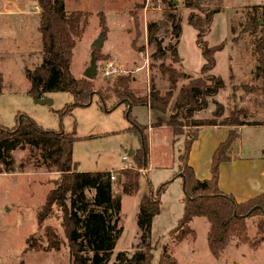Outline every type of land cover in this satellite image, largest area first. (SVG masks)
<instances>
[{"label":"rangeland","instance_id":"1","mask_svg":"<svg viewBox=\"0 0 264 264\" xmlns=\"http://www.w3.org/2000/svg\"><path fill=\"white\" fill-rule=\"evenodd\" d=\"M176 1L175 6H170L169 2L173 3L174 0H64L66 12L80 10L88 13L87 26L72 50V76H83L89 63L92 43L101 36L103 40L98 50L97 70L93 79L95 90L107 92L106 89L112 85L115 77L129 75L132 78L131 88L140 95H148L150 85L155 87L159 95H170L166 110L156 111L158 120H167L171 113V102L179 88L189 83V77L201 75L199 68L203 62L194 42L195 30L186 24L188 10L183 7L182 0ZM233 2L234 0H222V11L226 8V13H220L214 18L213 36L207 39L209 44H215L221 39L222 27L228 26L230 49L227 52H216L215 67L213 72H208L220 76L224 87L207 99L205 108L195 110L187 118V126L182 127V135L173 143L171 159L170 155L164 156L161 153L164 152L163 145L160 147L152 142L148 146L151 162L159 160L168 164L167 168H154L148 176L141 178L143 189H146L145 181L152 182V186L156 188L153 177L157 180L167 176L162 181L165 183L167 180L166 187L160 194L162 212L151 225L152 264H264V242L255 228L259 216L246 219L245 239L231 237L217 256H213L208 249L209 223L204 217H194L187 228L173 231L184 205L178 155L183 150L184 141L188 142L195 130L191 124L215 119L217 124L225 123L237 128L250 122H264V74L257 70V66H262L264 62V42L260 41L259 31L263 21L260 20V25L253 23V20L261 19V16L253 15L249 7H232ZM39 11L36 3L31 0H0V72L4 79L0 94V124L7 128L13 127L16 115L25 114L45 129L74 131L78 139L72 145V159L77 163L78 170L110 171L122 164L125 168L129 161L125 163L122 156L127 154L130 144L136 145L139 141L136 133L121 129L128 121L125 104H120L108 114L101 110L100 99L95 94L89 106L75 107L61 114L65 106L73 101L70 93L52 92L44 95L49 98L50 103H37L36 99L27 94L29 83L25 72L32 70L41 57ZM165 12L175 15L181 28L180 35L183 28L181 48L186 54L183 64L180 59L176 63L170 61L169 51H166L164 57L155 58V44L147 41L146 24L160 21ZM100 15L106 25L103 35L100 33ZM178 38L171 33L170 26L156 35L164 49L167 44L177 46L180 40ZM220 43L224 46L227 40ZM228 53L231 55L229 60ZM106 61H111L117 69L109 77H104L102 72ZM160 63L184 76L170 86L166 76L158 69ZM206 75L203 80L208 83ZM115 99L105 95L104 103L110 108ZM142 106L144 105L132 106L128 110L129 115L138 114L140 123L150 124L147 110ZM235 130L233 129L234 132ZM252 130V139L243 132L242 146L252 142L254 146L262 144L264 128ZM12 155L18 164L29 156V151L27 148L17 149ZM58 178L59 173L54 169L47 171L44 165L33 166L29 163L21 172L0 174V264H70L71 257L60 225V208L54 206L51 217L40 225L36 222L37 211L49 190L56 186ZM114 193H119V189L114 187ZM119 195V224L123 226V231L116 241L108 264L115 261L118 252H124L130 257L138 251L135 223L137 203L132 196ZM47 227L61 239L59 250L46 249ZM164 251L168 257L163 258Z\"/></svg>","mask_w":264,"mask_h":264},{"label":"trees","instance_id":"2","mask_svg":"<svg viewBox=\"0 0 264 264\" xmlns=\"http://www.w3.org/2000/svg\"><path fill=\"white\" fill-rule=\"evenodd\" d=\"M39 11L38 32L40 35V62L29 70L26 78L29 83L27 94L33 99H42L52 92H68L73 101L61 111L64 114L75 107L89 106L93 95L97 94L101 110L109 112L120 104H125L126 118L135 126L129 115L130 107L147 105L151 110L164 112L170 95H159L155 87L150 85L148 95H140L131 88L132 78L129 75L115 77L107 92L96 91L93 80L85 77L75 78L70 73L72 50L76 41L81 38L88 22V13L75 10L66 12L64 0H31ZM222 0H182L183 7L188 10L186 24L196 31L195 43L200 50L204 62L199 77H189V83L179 88L178 94L171 102V113L165 124L171 128L172 135H182V127L187 118L195 110L205 108L207 99L224 87L220 76L208 73L215 66L214 55L224 47L222 43L209 46L204 37L210 31L212 17L222 11ZM172 6L173 3L169 2ZM252 14L261 16L253 20L260 25L261 42H264V2L260 6L249 7ZM199 13V14H198ZM100 33L106 32L102 15L99 17ZM171 27V33L178 38L180 25L171 12H165L160 21L146 24L147 41L155 44L153 56L162 58L169 51V59L179 62L175 44H167L162 48L156 35L162 29ZM166 32V31H165ZM136 43V38L132 45ZM98 50L92 51L98 59ZM161 74L165 75L169 85L183 77L164 63L158 65ZM258 72L264 74V62L257 66ZM207 74V75H206ZM206 75V83L203 80ZM0 74V93L2 90ZM173 87V86H172ZM115 97V102L108 108L104 96ZM215 119L195 121V127L188 142L184 141L182 152L178 155V169L184 187L183 213L173 231L184 230L194 217H204L208 223L207 246L213 256H217L227 245L231 237L246 238V219L259 216L255 222L256 233L264 242V193L243 202H237L230 194L218 188V171L221 162L229 160V151L237 134L229 132L226 140L214 150L210 163V178L197 179L188 165V151L191 141L196 138L198 130L203 126L216 125ZM225 124V123H222ZM159 125V123H156ZM133 126V127H134ZM137 126L139 146L129 156L125 168L115 171V180H110L111 171H78L77 163L72 159V145L78 139L75 132H63L45 129L25 114H17L15 125L7 128L0 124V174L21 172L27 163L33 166L44 165L45 170L54 169L59 173L56 186L47 193L44 203L36 214V222L40 225L53 215L54 206L61 210L60 225L63 229L70 254V264H108L115 244L123 231L120 221V194L132 196L140 190L141 169L148 162V143L144 133L145 126ZM27 148L29 156L16 164L12 152ZM264 157V149H263ZM39 157L36 158L35 156ZM118 176V178H117ZM166 182L153 188L146 183L143 189L135 223L138 234V251L127 257L124 252L115 255L112 264H152V246L150 243L151 225L159 214V195L164 191ZM114 187L119 193H114ZM90 195V197H88ZM184 232V231H182ZM47 250H59L61 239L55 232L46 228ZM168 257L165 251L163 258Z\"/></svg>","mask_w":264,"mask_h":264},{"label":"crops","instance_id":"3","mask_svg":"<svg viewBox=\"0 0 264 264\" xmlns=\"http://www.w3.org/2000/svg\"><path fill=\"white\" fill-rule=\"evenodd\" d=\"M263 2H264V0H234V2H233L234 6H232V7L260 6L263 4ZM173 4L175 6L177 4V1L174 0ZM224 10L225 11H222V12L220 11L218 13H215L213 16L212 22L214 21V18L218 14H220V13L225 14L227 9L224 8ZM230 10H232V8ZM228 12H230V11H227V13ZM212 28H213V24L211 23L210 31L205 36V40L207 43H208L207 39L210 36H213L212 34H213L214 30H212ZM228 31H229L228 26L224 25L222 27V29L220 30V33H223V34H221V39L217 40V42L215 44H209V43L208 44L213 46V45H216L222 41L227 40V44H225L224 47L222 48V50H220V51H226L227 52L228 49H230V45H229L230 41L228 40V36H227ZM182 33H183V28H182ZM182 33L178 38V40L179 39L180 40L176 46L181 64H183L184 59L186 57V54L184 53L185 51H183L181 48ZM218 38H219V36H218ZM195 39H196V31L194 33V42H195ZM229 53L227 54L228 60L231 56ZM215 56H216V53H215ZM215 56H214V58H215ZM203 62H204V59H203ZM203 62H202V64H203ZM202 64H201V66H202ZM201 66H200V68H201ZM200 68H199V72H200ZM213 69H212V72H213ZM27 73L28 72H25V75H27ZM0 74L2 75L1 72H0ZM2 80H4L3 76H2ZM2 89H3V82H2ZM1 93H2V90H1ZM45 97H47V96H45ZM136 106H138V105H136ZM142 107H145L147 110V113L149 115L150 124L140 123V121L137 119V115H138L137 114L135 116H130L132 118V120L135 122V126L133 124H131L129 121H127V124L122 125L121 129L123 131L127 130L130 133H136L137 136L139 137V133L137 131L136 125L145 126L144 132L147 131V133L145 135L147 138L148 146H150V144H152V142H154L156 145H159L160 147H161V145H163L164 152L162 151L161 153L164 156L170 155V159H171L173 143L175 141H178L179 137H174L172 135L171 128L165 124V121H166L165 119H162V120L157 119L158 113L156 111L154 112V110H151L147 105H144ZM131 108L132 107H130V109ZM111 111H109L107 113L110 114ZM156 123H159V125H156ZM253 128H264V122H262V121L259 123H257V122L251 123L250 122V123L244 124L243 126H240L237 128L232 127V126L227 125V124H222V123L216 124V125H211V126L200 127L198 130L196 138L191 141L190 149L188 151V158H187L188 165L191 167L194 176L199 180H206V179L210 178V163H211V157H212V154H213L215 148L221 142L226 140L230 131H232L233 129H236L235 131L237 133V136L234 139V141L231 145L230 151H229V157L230 158L227 161L221 162L219 165L218 182H217L218 188L220 191L232 195L237 202H243V201H246L250 198H253L255 196H258V195L264 193V157L262 154L263 147H264L263 146L264 145V134L262 135V139H263L262 144L254 146V143L252 142V143H247V144H249L247 146L241 145L242 144L241 143L242 138H243V135H242L243 132H244V134H246L245 136H249V138L252 139L251 136L254 134V130H252ZM180 138L182 140V137H180ZM138 146H139V141H138V144H136V145L130 144L128 146L129 149L127 150L128 156H130V153L131 152L133 153V151ZM170 152H171V154H170ZM169 165H170V163H169ZM123 167H124V165L122 164V165L118 166L117 168L112 169L110 171H112V172L117 171ZM167 167H168V164L160 162L159 160L157 162H151L149 157H148L147 165H146V167L143 168V171H142V177L145 175L148 176L150 171L154 168L165 169ZM78 171H81V170H78ZM100 171H103V170H100ZM165 177H167V176H164L163 178H157L156 177L157 180H155V177H153L155 185H157V187H158L162 183V181L163 182L165 181V180H163V179H166ZM145 183H149L152 186V184H151L152 182H150V181L148 182V180L145 181ZM166 183H167V180H166ZM180 183L182 185V179H181ZM143 187H144V183L142 182V180H140V190L136 194L132 195V197L134 198V200L137 203V207H138L139 200H140V197H141V194L143 191ZM152 187L154 188V186H152ZM182 191H183V189H182ZM183 194H184V191H183ZM120 199H121V197H120ZM159 206H160V212L158 215H156L154 217L152 223H154L155 218H157L162 212L161 195H159ZM136 211H137V208L135 206L134 207V213H136Z\"/></svg>","mask_w":264,"mask_h":264},{"label":"water","instance_id":"4","mask_svg":"<svg viewBox=\"0 0 264 264\" xmlns=\"http://www.w3.org/2000/svg\"><path fill=\"white\" fill-rule=\"evenodd\" d=\"M102 40H103L102 37L99 36L98 39L92 43V47L95 49H99L101 46ZM96 61H97V58L94 54V51H91L89 63L83 72V77H85L89 80L94 79V77L96 75V70H97ZM36 102L37 103H50V100H49V98L43 97L42 99L36 100ZM131 154H132V152L130 153V155ZM179 176L181 177V173H179ZM117 178H118V176H117ZM55 183H56V181H55ZM182 189L184 191L183 184H182Z\"/></svg>","mask_w":264,"mask_h":264},{"label":"built area","instance_id":"5","mask_svg":"<svg viewBox=\"0 0 264 264\" xmlns=\"http://www.w3.org/2000/svg\"><path fill=\"white\" fill-rule=\"evenodd\" d=\"M140 54H142V52H140ZM103 76L104 77H109L111 76L114 72H117V69L114 67L113 63L111 61H106L104 63V67H103ZM122 160L125 161V163H127L129 161V156L128 154H125L122 156ZM143 171V169H141V172ZM110 180L114 181L115 180V173L111 171L110 173Z\"/></svg>","mask_w":264,"mask_h":264}]
</instances>
